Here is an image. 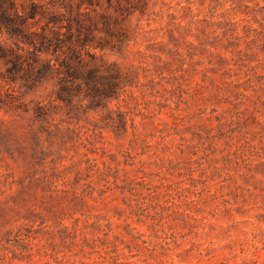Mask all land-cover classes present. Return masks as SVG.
I'll use <instances>...</instances> for the list:
<instances>
[{
	"label": "rangeland",
	"instance_id": "374dc122",
	"mask_svg": "<svg viewBox=\"0 0 264 264\" xmlns=\"http://www.w3.org/2000/svg\"><path fill=\"white\" fill-rule=\"evenodd\" d=\"M147 2L104 108L0 61V264H264V0Z\"/></svg>",
	"mask_w": 264,
	"mask_h": 264
},
{
	"label": "trees",
	"instance_id": "16d2710c",
	"mask_svg": "<svg viewBox=\"0 0 264 264\" xmlns=\"http://www.w3.org/2000/svg\"><path fill=\"white\" fill-rule=\"evenodd\" d=\"M147 7V0H0L3 78L28 90L54 82L56 101L104 108L130 75L105 56L121 52L124 21ZM35 114L43 115L39 106Z\"/></svg>",
	"mask_w": 264,
	"mask_h": 264
}]
</instances>
